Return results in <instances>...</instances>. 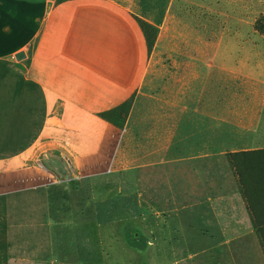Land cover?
<instances>
[{
	"label": "crops",
	"instance_id": "0c3cea01",
	"mask_svg": "<svg viewBox=\"0 0 264 264\" xmlns=\"http://www.w3.org/2000/svg\"><path fill=\"white\" fill-rule=\"evenodd\" d=\"M236 2L227 0L226 8ZM187 4L0 0V197L7 264H104L86 247L88 206L77 199L83 182L133 173L131 195L143 171V193L151 194L143 205L152 215L127 221L132 225L125 229L118 264H264L229 161L231 154L264 149L261 73L256 132L233 125L228 99L240 82L242 105L249 106V81L261 63L220 58L217 21L202 27ZM228 19L234 27L233 11ZM144 25L155 33L150 39ZM175 39L183 57L176 70L163 71L168 84L161 94L150 93L155 54L173 50ZM18 54L25 59L17 60ZM131 99L122 129L98 117ZM46 152L70 164L69 180L39 167ZM159 180L167 192L154 202Z\"/></svg>",
	"mask_w": 264,
	"mask_h": 264
},
{
	"label": "rangeland",
	"instance_id": "374dc122",
	"mask_svg": "<svg viewBox=\"0 0 264 264\" xmlns=\"http://www.w3.org/2000/svg\"><path fill=\"white\" fill-rule=\"evenodd\" d=\"M192 1L188 0L187 7L192 13L199 16L202 27L205 25V22L210 19L216 20L218 23V37L221 38L222 36L220 58H227L232 61H236L240 57L243 59L250 58L251 63H261V71L259 72L255 69L252 73V75L255 76V79H250L249 81L250 94L244 99L246 100L245 104H249V106L243 107L242 105L243 99L241 94H238L240 91L237 90L240 82L233 83V91H231V93H233L232 97H228L230 101L232 100L231 103L233 106L231 112L233 118L231 119V122L234 126H246L247 131L250 129L251 132H249L251 135L252 131L256 132L254 126L256 124V118L260 112L257 109L258 105L256 103L258 100L257 92L259 88L256 77L259 76L260 73L261 81L264 82V0H231L237 1L238 3L236 2L227 8V0ZM165 4L166 0H163V5ZM176 5L177 2L175 8ZM209 8L210 11H212L211 13H209ZM213 10H215L216 13H214ZM230 11L234 12V27L233 20H230L228 24V17L231 15ZM241 21L245 23L241 24ZM174 36L177 37V33H175ZM237 41L239 42V45L232 46V42ZM175 44L173 50H157L155 54L157 63L155 64L154 72V78L157 79L153 81L155 85L150 93H156V95L161 94L163 85L165 86L168 84V81H163V71L166 72L167 69L169 71L176 70L175 62L183 57L184 50L181 45L179 46L178 39H175ZM242 44L247 45L246 48L250 47V50H248L250 55H247L245 49L241 47ZM210 81L211 79L206 83L208 89H210ZM218 87L219 89H222L224 86L218 85ZM261 87L264 88V86ZM240 88L241 87H239V89ZM223 99H225L224 96L219 97L220 102ZM235 130H237V128H235ZM41 157L39 158V162L42 161ZM131 174L133 175V173L128 172H116L112 175L99 174L96 175V177L94 176L91 180L85 179L83 182L85 187L80 190L81 193L77 199H82L84 206H88L86 214L87 221H89L87 227L89 242L86 247H89V252L96 262L100 260L104 264H118V258L116 255L119 251L126 248L123 241L125 229L128 230V224L132 225L131 222L127 221L136 219L138 216H147V218H149L152 215L151 210L143 205V203H146L151 197L150 193H143L146 190V184L144 181L145 172L143 171L142 173H139V175L143 174V177L138 176V180H140V183L138 184L140 187L137 189L138 192L134 189L132 190V194L129 195L130 192H128V186L130 185V180L133 179V177L131 178ZM94 182H96L95 185ZM92 185L94 186L92 187ZM158 186L159 188H154V193L152 194L154 202L159 201L167 192V188H160V180ZM141 188L143 190L142 203L139 202V195L142 194L140 192ZM182 200H189V197H182ZM52 209L54 211L53 207ZM55 212L56 211L53 213ZM134 233L135 231H132L131 233L130 231L128 232L129 236ZM158 243L161 244L160 241ZM182 243L183 242L180 241L174 242L175 245ZM5 247L4 200L3 197H0V264H7ZM66 247L67 246L65 245L63 246V248ZM127 264H129V262H127Z\"/></svg>",
	"mask_w": 264,
	"mask_h": 264
},
{
	"label": "trees",
	"instance_id": "16d2710c",
	"mask_svg": "<svg viewBox=\"0 0 264 264\" xmlns=\"http://www.w3.org/2000/svg\"><path fill=\"white\" fill-rule=\"evenodd\" d=\"M143 31L148 39L155 34L146 25L143 26ZM132 102V99L126 101L115 110L102 113L98 117L115 128L122 129L127 121ZM229 161L235 171L253 226L264 249V149L231 154Z\"/></svg>",
	"mask_w": 264,
	"mask_h": 264
},
{
	"label": "water",
	"instance_id": "95a60500",
	"mask_svg": "<svg viewBox=\"0 0 264 264\" xmlns=\"http://www.w3.org/2000/svg\"><path fill=\"white\" fill-rule=\"evenodd\" d=\"M17 60L21 61L25 59L24 54H18ZM39 167L43 170L52 173L60 180H69L72 177V171L70 164L64 160L60 155L53 152H46L42 156V161L39 163Z\"/></svg>",
	"mask_w": 264,
	"mask_h": 264
}]
</instances>
